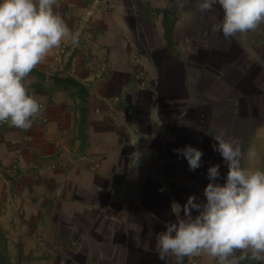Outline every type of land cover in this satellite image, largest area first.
Segmentation results:
<instances>
[{
  "label": "crops",
  "instance_id": "obj_1",
  "mask_svg": "<svg viewBox=\"0 0 264 264\" xmlns=\"http://www.w3.org/2000/svg\"><path fill=\"white\" fill-rule=\"evenodd\" d=\"M198 2L94 0L90 31L85 4L54 11L79 44L35 69L89 90L85 135L81 98L60 87L32 91L42 111L31 129L0 131V228L15 264H165L156 236L175 221L173 203L206 202L215 164L225 183L213 136L255 147L243 165L264 170V24L226 40L222 8L201 13ZM188 145L203 152L195 171L174 151Z\"/></svg>",
  "mask_w": 264,
  "mask_h": 264
},
{
  "label": "clouds",
  "instance_id": "obj_2",
  "mask_svg": "<svg viewBox=\"0 0 264 264\" xmlns=\"http://www.w3.org/2000/svg\"><path fill=\"white\" fill-rule=\"evenodd\" d=\"M56 4L57 0H0V124L31 129L42 105L29 94L25 81L65 41L79 44V33L54 12ZM217 4L224 13L221 29L226 40L254 33L264 24V0H199L197 8L203 13ZM213 139V150L227 165L225 183H217L220 165L209 167L206 202H197L195 195L183 205L174 202L176 219L157 234L155 251L165 264L170 257L183 264L185 258L200 256L216 264H264V170L243 165L245 158L254 161L258 153L255 147L243 151L238 138L226 139L223 132ZM174 151L187 160L189 170L201 167L203 152L198 148L188 145Z\"/></svg>",
  "mask_w": 264,
  "mask_h": 264
},
{
  "label": "rangeland",
  "instance_id": "obj_3",
  "mask_svg": "<svg viewBox=\"0 0 264 264\" xmlns=\"http://www.w3.org/2000/svg\"><path fill=\"white\" fill-rule=\"evenodd\" d=\"M96 1V0H95ZM64 3L67 5L69 11H75L77 8H79L82 4H85V7L87 9V18L83 19L82 22L84 23L85 28L90 31L93 27V22L90 16H92V4L94 3V0H57V4L54 5V11L57 10L61 4ZM94 10V8H93ZM58 77V75H54L53 72H48L44 71V69H34L27 80L25 81V86L29 90V94L35 93L37 90H50L52 92H56L55 89L64 88L66 89L72 96H79L82 100L81 104V109L86 110V104L88 101V97L90 96L89 90L87 89V93H81L78 89H76L74 86L71 84H66V83H57V80L55 78ZM64 78V77H61ZM67 87V88H66ZM36 89L35 92H32ZM42 95V94H41ZM8 125H0V131L2 129H5V127H8ZM85 135V131L82 132V137ZM13 195L7 196V202L11 201ZM4 208V206L1 207V211ZM9 234L7 231L3 230L0 228V264H15V262L12 261L11 258V251H10V246L11 244L9 243Z\"/></svg>",
  "mask_w": 264,
  "mask_h": 264
},
{
  "label": "trees",
  "instance_id": "obj_4",
  "mask_svg": "<svg viewBox=\"0 0 264 264\" xmlns=\"http://www.w3.org/2000/svg\"><path fill=\"white\" fill-rule=\"evenodd\" d=\"M55 80H57V83H66V84H71L72 86H74L76 89H78L81 93L86 94L87 93V88L78 80H76L73 77H66V78H61V77H56ZM67 88V87H66ZM85 110L81 111V118L83 119V121L81 122V126H80V131L84 132L83 126L84 122H85Z\"/></svg>",
  "mask_w": 264,
  "mask_h": 264
},
{
  "label": "built area",
  "instance_id": "obj_5",
  "mask_svg": "<svg viewBox=\"0 0 264 264\" xmlns=\"http://www.w3.org/2000/svg\"><path fill=\"white\" fill-rule=\"evenodd\" d=\"M0 125H3V126H4V125H8V124H7V123H5V124H0Z\"/></svg>",
  "mask_w": 264,
  "mask_h": 264
}]
</instances>
